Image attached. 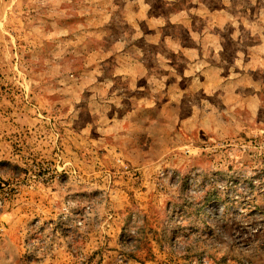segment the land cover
Returning <instances> with one entry per match:
<instances>
[{"label":"rangeland","instance_id":"obj_1","mask_svg":"<svg viewBox=\"0 0 264 264\" xmlns=\"http://www.w3.org/2000/svg\"><path fill=\"white\" fill-rule=\"evenodd\" d=\"M0 264H264V0H0Z\"/></svg>","mask_w":264,"mask_h":264},{"label":"built area","instance_id":"obj_2","mask_svg":"<svg viewBox=\"0 0 264 264\" xmlns=\"http://www.w3.org/2000/svg\"><path fill=\"white\" fill-rule=\"evenodd\" d=\"M4 202L3 198L0 196V205L1 203ZM1 207V206H0Z\"/></svg>","mask_w":264,"mask_h":264},{"label":"crops","instance_id":"obj_3","mask_svg":"<svg viewBox=\"0 0 264 264\" xmlns=\"http://www.w3.org/2000/svg\"><path fill=\"white\" fill-rule=\"evenodd\" d=\"M0 105H1V103H0Z\"/></svg>","mask_w":264,"mask_h":264}]
</instances>
